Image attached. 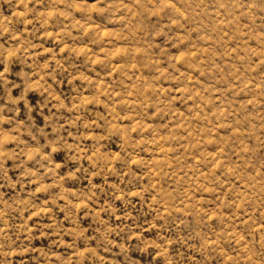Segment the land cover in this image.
I'll list each match as a JSON object with an SVG mask.
<instances>
[{
  "label": "rangeland",
  "instance_id": "obj_1",
  "mask_svg": "<svg viewBox=\"0 0 264 264\" xmlns=\"http://www.w3.org/2000/svg\"><path fill=\"white\" fill-rule=\"evenodd\" d=\"M0 264H264V0H0Z\"/></svg>",
  "mask_w": 264,
  "mask_h": 264
}]
</instances>
